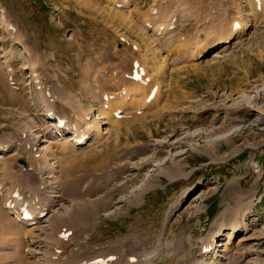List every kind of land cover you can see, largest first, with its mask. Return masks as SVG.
I'll list each match as a JSON object with an SVG mask.
<instances>
[{
    "label": "rangeland",
    "instance_id": "rangeland-1",
    "mask_svg": "<svg viewBox=\"0 0 264 264\" xmlns=\"http://www.w3.org/2000/svg\"><path fill=\"white\" fill-rule=\"evenodd\" d=\"M113 2L0 0V144L22 145L0 151V172L43 183L47 208L29 220L27 187L24 218L0 173V264H264V14L252 0ZM222 24L238 26L226 40ZM134 61L156 100L129 102ZM77 113L80 130L100 124L81 144L51 126ZM64 141L81 148L72 165Z\"/></svg>",
    "mask_w": 264,
    "mask_h": 264
},
{
    "label": "bare ground",
    "instance_id": "bare-ground-1",
    "mask_svg": "<svg viewBox=\"0 0 264 264\" xmlns=\"http://www.w3.org/2000/svg\"><path fill=\"white\" fill-rule=\"evenodd\" d=\"M110 2H112V3H114L115 5H117V2H113V0H109ZM253 2H254V8L256 9V11L257 12H259V13H261V14H264V0H252ZM110 6V5H109ZM158 8V7H157ZM111 11H113L112 9H110ZM113 12H115V13H119L118 11H113ZM117 15H119V14H117ZM239 15H240V13H239ZM236 17V16H235ZM170 18H172V17H170ZM5 19V18H4ZM159 19V18H158ZM236 20V19H235ZM144 21H146V20H144ZM147 22V21H146ZM155 24V23H154ZM166 24H168V23H166ZM226 24H222L221 26H219V30L222 32L221 33V35H222V37H225L224 39L226 40L227 38H228V36L232 33V32H234V29L236 28L237 29V27L238 26H236V25H233L232 27H228V26H225ZM240 26V25H239ZM158 27L159 26H157V29H158ZM242 27V26H241ZM156 28V27H155ZM142 29V28H141ZM156 30V29H155ZM242 30V28H240V31ZM200 37V36H199ZM13 40H14V42L15 43H18V44H20V41L15 37V38H13ZM206 40V39H205ZM199 42V41H198ZM226 44V43H225ZM25 46V45H24ZM197 45L195 44V46L194 47H196ZM9 68H11V67H9ZM8 68V69H9ZM10 70V69H9ZM9 73H10V71H9ZM144 75V74H143ZM132 80V79H131ZM148 80H150V79H148ZM131 82H134V81H131ZM134 83H137L138 85H136V87H134V86H132V88H128L127 90V92H129L130 93V91H132L133 90V93H132V95H133V98L131 99V101H129V102H136V97L138 96V95H143V92L141 93V91H143L144 89H146L147 90V84H145V83H143V82H141V81H138V80H136ZM125 85V84H124ZM154 87V86H153ZM150 88H152V87H150ZM149 88V92H148V90H147V94H144L143 95V97H141V99H143L144 101H146L148 98L147 97H150L151 98V96L154 98L153 99V101L154 100H156V97L154 96L155 95V92L153 93V95L151 94V92L153 91V90H151ZM154 89V88H153ZM156 89H158V88H156ZM122 91V90H121ZM122 93V92H121ZM129 93H127V94H129ZM117 95V94H116ZM131 95V94H130ZM114 96V95H113ZM136 96V97H135ZM119 97H121V96H119ZM119 97H118V99H119ZM129 97V96H128ZM132 97V96H131ZM111 98V97H110ZM107 98V99H109V101H108V103H107V107H106V109H107V111H105V112H101V114L102 113H105L106 114V117L105 118H107V119H109L110 121H113L114 120V116H115V114H116V112H117V110L119 109H121L120 107L121 106H119V108L118 109H116L115 108V105H117L116 104V101H113V99L111 98ZM261 99L262 100H264V96H261ZM116 100V99H115ZM150 100V99H149ZM148 100V101H149ZM127 101V100H126ZM143 101V103H142V106H144V104L147 102H144ZM152 101V102H153ZM106 102V101H105ZM103 103V104H106V103ZM120 103L121 102H123L122 100L121 101H119ZM118 102V103H119ZM125 102V101H124ZM123 102V103H124ZM150 102V101H149ZM68 103V102H67ZM156 103H154V105H155ZM120 105V104H119ZM122 105V104H121ZM133 105V104H132ZM135 105H136V103H135ZM152 105V104H151ZM134 106V105H133ZM138 106V105H137ZM117 107H118V105H117ZM140 107V106H139ZM141 108V107H140ZM139 108V109H140ZM83 109V108H82ZM96 109H98V108H95L92 112H94ZM86 110V109H85ZM89 110H91V109H89ZM88 110V111H89ZM118 110V111H119ZM147 110H149V109H147ZM98 111H100V109L98 110ZM136 111H137V109H136ZM95 112H97V111H95ZM88 113H90V111L88 112ZM87 113V114H88ZM48 114V113H47ZM90 114H92V113H90ZM96 115V114H95ZM49 116H50V114H49ZM93 116V115H92ZM50 118V117H49ZM71 119H66V117H65V120H66V122L60 117V118H58V120H56L54 123H52L51 124V126H52V128H54L55 130H58L57 128H59V127H64L66 124H67V122H68V124H71V128L73 129V132H75V138H76V136L78 137V138H80L81 140L83 139V137H84V140L87 138V136H88V130H90V128L92 127L93 129H91V130H93L94 131V134H96V136H98L99 135V133H100V124L98 123V121L96 122V123H93V125H89V127H87L86 126V128H84V130H80V123L83 121V120H87V118H88V115L86 116V117H84V118H82L81 117V115L79 114V113H77V115H73L72 114V117H70ZM92 118V117H91ZM91 118H89V119H91ZM81 119H83L82 121H81ZM103 119V118H102ZM117 121H119V120H117ZM85 122V121H84ZM66 129V128H65ZM71 129V130H72ZM64 130V128H62V131ZM20 131V130H19ZM94 134H93V137H94ZM32 134H29V133H27V135H26V141H28V140H30L31 141V144H30V142H29V145H27V143L25 144L24 143V145H25V149H26V151H27V153H25L26 155H27V157H28V159H29V161H28V168H26V169H29L30 171H31V173H32V176L36 179V181H38V180H42V176L43 175H41L42 174V168H41V166L40 165H38V164H40V162H38V164H37V161H35L34 162V164L31 162V160H30V155L29 154H32V153H35V149H34V143H33V141H32V139L33 140H35L34 138H30V136H31ZM92 135V134H91ZM90 138V137H89ZM97 138V137H96ZM23 139V138H22ZM72 139V138H71ZM71 139H69V140H71ZM99 139V138H98ZM3 142L4 143H2V144H0L1 145V147H0V151H3V150H8V149H10V148H12L14 145H18V150H20V148L22 147V145H20L21 143H19V142H16V141H14V145L13 144H11V141H10V139L8 138V139H6V140H3ZM75 143V142H74ZM80 143V142H79ZM61 144H63L62 146H64L63 147V149L65 148V151H66V149H69L70 148V151H71V149H72V154H69V155H67V156H65V157H63V158H61L60 160H61V162L62 163H64V164H66V165H72V163H71V161L72 160H74L75 158H76V154L77 153H73V151H77V150H79V149H81L80 147H76L75 145H73L71 142H69V141H64V142H62ZM70 144H72L74 147H71L72 145H70ZM15 148V147H14ZM13 150V149H12ZM7 152V151H6ZM9 152V151H8ZM3 153V152H2ZM4 154H6V153H4ZM127 163V162H126ZM32 164V165H31ZM15 166H17L16 164H14ZM12 166V168L10 167V166H4V167H6V169L4 170V171H1L0 173L1 174H4V175H6V172H7V175H6V179H11V181H10V184H12V190H11V194H10V192H8V194H10L11 196H12V198L13 199H15V201L12 199V200H9V199H6V201L7 200H9V202H7V203H9V204H11V201H14V202H12V203H17L16 205H11V208H14V207H21L20 209H19V211L21 210V213L23 214V217L24 218H26V216H27V213L25 212V210L23 209V206H20V204L22 203V202H24L23 201V198H25V194L27 193V195L30 193V194H32V196H30L29 195V197H32L33 199H35L34 197L35 196H39V199L37 198V200L36 201H31L32 200V198H30L31 200H29V198H27V195H26V199L28 200V201H31L32 202V204H33V206L29 209L30 210V213L31 214H33L34 212H35V216H33V217H31V219H29V220H33L34 219V217H37V215H40L41 214V212H43V210H47V208H44L41 204V201H42V199H43V197L41 196V194H42V192H41V190L43 189V188H45V187H42L41 188V185L43 184V183H39L40 184V187L38 186V184L36 185H32V183L31 182H28V183H20V181H17V180H13L12 178H14L15 176H14V168H15V166ZM118 165H115V167H117ZM126 166V165H125ZM114 167V168H115ZM123 166L121 165V167L119 166L117 169H118V174H117V177L118 178H122V176L124 175H122V172H123V170H121V168H122ZM131 168V167H130ZM123 169V168H122ZM126 169V168H125ZM128 170H129V168H127ZM127 173V171H125V174ZM30 176V175H29ZM62 178H63V182H65L66 183V178H65V174L63 173V176H62ZM32 182H34L33 180H32V178H31V176H30V178H29ZM13 185H14V187H13ZM17 187V188H16ZM28 187V192L27 191H25V192H23L24 191V189L26 190V188ZM19 188V189H18ZM19 192H21L22 193V195H20L19 194ZM98 192V188L97 187H87V188H85L84 189V191H83V193H82V195H92V194H96ZM16 193H18V195H15ZM80 193V194H81ZM3 194V193H2ZM7 194V195H8ZM80 194H79V197H80ZM20 195V196H19ZM35 195V196H34ZM9 196V195H8ZM34 196V197H33ZM58 196V195H57ZM23 197V198H22ZM81 198V197H80ZM4 199V200H5ZM18 199H20V201H21V203L20 202H18L17 200ZM26 200V201H27ZM24 202L25 204H28L27 202ZM41 203V204H40ZM24 204V205H25ZM22 205V204H21ZM47 206H49V210H50V208L52 207V205H47ZM51 206V207H50ZM36 211H37V213H36ZM2 213H0V215H1ZM5 216V215H4ZM28 220V219H27ZM28 220V224L29 223H31L30 221ZM34 221V220H33ZM35 221H37L36 220V218H35ZM73 221V220H72ZM58 223H60V222H58ZM27 224V225H28ZM233 226V225H232ZM56 227H59L58 225H52L51 226V228L52 229H57ZM70 231V230H69ZM75 233V231H73L72 230V233ZM232 232H233V228L230 230V235H232ZM75 235L76 234H72L71 236H72V239L75 237ZM229 235V236H230ZM64 236H66L65 235V232H64V235H63V238H64ZM57 237H58V235H57ZM55 238V237H54ZM52 239V240H54L55 242H59L57 239L55 240V239ZM215 243V242H214ZM213 245V239H211L210 240V244L208 245L209 247H207L206 249H207V251H209L208 249H213V248H215V246L213 247L212 246ZM58 250H60V249H58ZM56 251V250H55ZM63 251V250H62ZM64 252V251H63ZM56 253V252H55ZM101 257H99L100 258V261L98 262V263H94L93 262V260H95V259H98V257H95V258H92V259H87V260H85V259H80V260H77V261H74V262H70V261H68V263L69 264H104V262L107 260V258H105V257H103L102 255H100ZM103 257V258H102ZM51 258V257H50ZM21 258H20V256H17L16 257V263L17 264H22L21 263V260H20ZM54 261L53 262H55V263H53V264H62V263H64L63 262V259L62 258H60V257H58V256H56V257H54V258H52ZM129 259H130V257H129ZM66 260V259H65ZM64 260V261H65ZM143 264H146V262H144Z\"/></svg>",
    "mask_w": 264,
    "mask_h": 264
}]
</instances>
